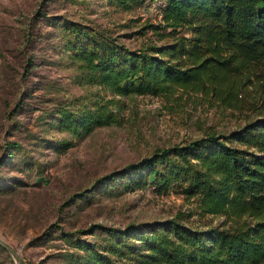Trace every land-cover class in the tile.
I'll return each instance as SVG.
<instances>
[{
  "label": "rangeland",
  "instance_id": "obj_1",
  "mask_svg": "<svg viewBox=\"0 0 264 264\" xmlns=\"http://www.w3.org/2000/svg\"><path fill=\"white\" fill-rule=\"evenodd\" d=\"M124 2L129 8L118 0H0V240L20 259L0 245V264H136L138 232L176 212L202 236L229 225L195 209L175 182L162 190L131 164L155 148L257 121L264 97L243 90L232 108L180 87L115 95L92 81L79 52L95 40L136 49L188 35L152 30L162 19L153 0ZM100 107L114 117L96 125ZM127 224L116 239L113 230Z\"/></svg>",
  "mask_w": 264,
  "mask_h": 264
},
{
  "label": "trees",
  "instance_id": "obj_2",
  "mask_svg": "<svg viewBox=\"0 0 264 264\" xmlns=\"http://www.w3.org/2000/svg\"><path fill=\"white\" fill-rule=\"evenodd\" d=\"M160 8L161 22L149 24L152 30L169 28L160 32L164 36L183 28L188 35L136 49L112 38L95 40L79 52L92 81L115 95H157L180 87L232 108L243 101V90L264 97V0H162ZM100 108L105 113L94 111L96 125L113 120L112 111ZM131 166L162 190L175 182L195 209L229 221L202 236L176 212L138 232L133 263L264 264V115L227 134L210 132L155 148ZM129 225L115 228V238ZM99 264L120 263L107 258Z\"/></svg>",
  "mask_w": 264,
  "mask_h": 264
},
{
  "label": "water",
  "instance_id": "obj_3",
  "mask_svg": "<svg viewBox=\"0 0 264 264\" xmlns=\"http://www.w3.org/2000/svg\"><path fill=\"white\" fill-rule=\"evenodd\" d=\"M0 245L3 246L6 250H8L14 259H16L17 261H20L17 253L15 252V250L10 245L6 244L2 240H0Z\"/></svg>",
  "mask_w": 264,
  "mask_h": 264
},
{
  "label": "built area",
  "instance_id": "obj_4",
  "mask_svg": "<svg viewBox=\"0 0 264 264\" xmlns=\"http://www.w3.org/2000/svg\"><path fill=\"white\" fill-rule=\"evenodd\" d=\"M154 1H155V0H153V2H154ZM153 2H151V4H150L151 8H152L153 10L158 11V8L162 5V0H156L155 3H153ZM152 3H153V5H152ZM156 4H157V5H156Z\"/></svg>",
  "mask_w": 264,
  "mask_h": 264
}]
</instances>
